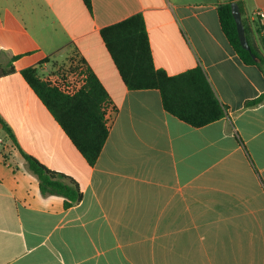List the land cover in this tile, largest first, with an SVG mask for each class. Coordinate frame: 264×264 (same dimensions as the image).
Here are the masks:
<instances>
[{"label":"crops","instance_id":"obj_1","mask_svg":"<svg viewBox=\"0 0 264 264\" xmlns=\"http://www.w3.org/2000/svg\"><path fill=\"white\" fill-rule=\"evenodd\" d=\"M0 0V264H264V72L225 35L237 2L264 56V0ZM141 14L156 69L206 74L227 115L192 127L159 90H130L101 30ZM257 14H259L257 16ZM248 40V41H249ZM80 53L112 101L94 166L22 76ZM24 153L73 178L82 201L43 195Z\"/></svg>","mask_w":264,"mask_h":264},{"label":"trees","instance_id":"obj_2","mask_svg":"<svg viewBox=\"0 0 264 264\" xmlns=\"http://www.w3.org/2000/svg\"><path fill=\"white\" fill-rule=\"evenodd\" d=\"M83 2L87 9L92 11V1ZM231 3L220 5L218 8L221 27L241 60L245 64L258 65L264 72V56L257 47L249 39L251 52L241 45ZM101 37L128 89L159 90L164 109L195 128L209 125L227 115L226 108L217 98L201 68L177 76H169L165 71L156 69L145 20L141 14L102 29ZM252 54L258 59L255 60ZM8 73L9 71L0 69V77ZM21 73L88 165L94 166L109 136L106 109L112 105L108 92L96 74L89 69L87 87L75 96H67L43 82L35 68H26ZM263 101L264 94L249 101L246 106H256ZM0 123L8 138L15 142L12 130L1 117ZM24 157L29 169L38 177L43 195L62 197L65 209L82 201L80 185L73 178L48 169L25 153Z\"/></svg>","mask_w":264,"mask_h":264},{"label":"built area","instance_id":"obj_3","mask_svg":"<svg viewBox=\"0 0 264 264\" xmlns=\"http://www.w3.org/2000/svg\"><path fill=\"white\" fill-rule=\"evenodd\" d=\"M89 69L82 55L75 52L65 64L42 74L40 79L67 96H75L87 87ZM111 111L113 106L109 105L106 109L108 121Z\"/></svg>","mask_w":264,"mask_h":264},{"label":"water","instance_id":"obj_4","mask_svg":"<svg viewBox=\"0 0 264 264\" xmlns=\"http://www.w3.org/2000/svg\"><path fill=\"white\" fill-rule=\"evenodd\" d=\"M231 7H232V13H233L234 19L236 21L238 35L240 38L241 45L245 50L251 52V46L249 44L248 37L246 35V29H245V26L243 24L240 6L237 2H232ZM252 57L255 60L258 59L255 54H252Z\"/></svg>","mask_w":264,"mask_h":264}]
</instances>
